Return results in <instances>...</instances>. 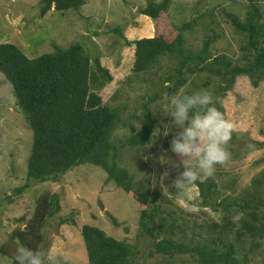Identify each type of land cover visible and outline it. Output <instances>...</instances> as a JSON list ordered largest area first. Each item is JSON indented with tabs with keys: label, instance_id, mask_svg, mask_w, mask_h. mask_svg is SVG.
Listing matches in <instances>:
<instances>
[{
	"label": "trees",
	"instance_id": "trees-1",
	"mask_svg": "<svg viewBox=\"0 0 264 264\" xmlns=\"http://www.w3.org/2000/svg\"><path fill=\"white\" fill-rule=\"evenodd\" d=\"M85 3L86 0H39V15H45L52 7L55 11L65 12ZM171 4L172 0H149L140 8V13L153 23L151 36L130 39L121 29H116L124 39V46L134 49L132 72L146 73L159 66L166 56L176 59L175 70L162 77L167 82L162 90L170 94L168 102L189 83L191 75L206 72L204 85L213 83L211 94L219 101L216 106L235 130L231 120L233 111L227 107L224 97L232 91L239 76H247L255 88L264 81V0H246V11L242 16L221 6L240 38L241 53L233 55L225 50L220 53L211 50L216 48L213 43L221 36L213 27L219 12L216 7L176 24L170 14ZM206 17L210 22L204 25L206 32L202 46L192 50L186 34L203 26ZM101 59L91 56L80 43L66 48L55 44L52 52L29 57L13 42H0V73L12 85L16 104L33 132L26 181L14 189L16 194L24 193L33 183L61 182L62 177L77 166H99L107 174L106 183L113 181L141 206L139 237L147 240L149 256L162 255L169 264L175 263L181 254L191 258L185 260L188 264H252L256 258L253 255L264 238V169L253 178L250 186L237 194H225L212 176L194 182L198 199L193 204L210 208L221 214L223 220L239 214L238 227L215 224L208 231L199 230L196 219L178 215L176 209H169L162 203L159 184L153 191L135 187L134 174L125 163L124 151H131L133 160L137 150L149 143L157 129L155 114H159L152 112L149 105L162 95L158 92L147 97L143 105L144 123L139 129L131 127L127 137H116L122 108L105 103L101 92L106 84L116 80V76ZM182 93L193 92L185 90ZM172 127L167 128L170 139L179 132ZM235 138L232 132L226 145L229 153ZM256 141H260L259 145L264 143L256 138L251 140L252 143ZM61 210L59 194L44 191L36 197L32 214L16 221L22 225L9 233L0 253L9 256L14 264L17 246L46 250L45 228ZM108 215L118 226L116 218ZM59 222L76 225V212L60 217ZM80 234L89 264H144L137 261L139 249L135 243L109 236L100 227L88 223L80 227Z\"/></svg>",
	"mask_w": 264,
	"mask_h": 264
},
{
	"label": "rangeland",
	"instance_id": "rangeland-1",
	"mask_svg": "<svg viewBox=\"0 0 264 264\" xmlns=\"http://www.w3.org/2000/svg\"><path fill=\"white\" fill-rule=\"evenodd\" d=\"M149 0H86L78 9L65 12L52 7L40 16L39 0H0V42H13L29 57H35L54 50L57 44L63 48L80 43L91 56H100L102 63L109 67L116 80L106 84L101 92L105 103L113 108H122L121 121L116 129L118 138L131 133V127L139 129L144 123V103L147 97L161 92L149 107L157 117V129L147 145L137 150L131 160V151H124L125 163L134 174V185L139 189L153 191L156 184L162 190V203L169 209H176L178 215L196 219L199 230L208 231L215 224L220 226H239V214L223 220L221 214L210 208H200L193 204L198 199L194 182L176 187L182 167H178L180 157L170 151L167 128L172 118L162 112L170 96L163 92L167 85L162 77L175 70L176 59L164 57L160 65L146 73H133V47L124 46V39L116 29H121L128 38L151 36L153 23L140 13V8ZM160 1V0H156ZM220 5L219 7H217ZM225 6L241 16L246 11V0H172L170 14L176 24L208 10L219 11L213 26L221 36L213 43L214 53L225 50L229 54L240 52L239 36L221 10ZM203 21V20H202ZM205 23L193 32H187L190 49L198 50L205 35ZM212 52V53H213ZM241 53V52H240ZM158 70V71H157ZM206 72L190 76L185 90H207L213 93L214 85H204ZM165 81V82H164ZM162 83V85H161ZM224 101L232 109V123L236 138L233 139L232 152L222 164L215 166L211 175L225 194H237L250 186L253 178L264 169V143H252L256 138L264 141V81L255 88L247 76H239L234 88ZM173 126V125H172ZM232 134V133H231ZM176 133L174 134V136ZM33 143V132L24 115L17 106L12 85L0 73V247L9 239L18 225L21 216H30L34 210L36 197L44 191L58 193L62 210L48 221L45 228L47 240L45 249L52 248L57 255L58 264H89L80 227L84 223L100 227L107 235L124 239L138 246L137 261L144 264H169L162 255L149 256L147 240L139 237V205L117 187L113 181L105 182L106 172L99 166L83 164L65 174L61 182L47 181L33 183L22 194H16L17 187L26 181L28 158ZM238 153V154H236ZM207 176H201L204 179ZM149 179L147 182L146 179ZM11 197L5 199L6 196ZM76 212V225L60 224V217ZM108 214H112L119 225L115 226ZM29 217H26L28 219ZM25 222H23L24 224ZM249 239V238H248ZM264 238L253 257L252 264H262ZM188 255L178 256L175 263L188 264ZM0 264H12V259L0 253Z\"/></svg>",
	"mask_w": 264,
	"mask_h": 264
},
{
	"label": "clouds",
	"instance_id": "clouds-1",
	"mask_svg": "<svg viewBox=\"0 0 264 264\" xmlns=\"http://www.w3.org/2000/svg\"><path fill=\"white\" fill-rule=\"evenodd\" d=\"M218 102L209 91L200 90L173 95L162 109L172 118L171 125L179 129L169 146L181 158L178 167L183 168L176 187L211 176L215 166L229 158L226 145L233 125L217 108ZM14 264H58V259L52 248L42 251L17 246Z\"/></svg>",
	"mask_w": 264,
	"mask_h": 264
},
{
	"label": "water",
	"instance_id": "water-1",
	"mask_svg": "<svg viewBox=\"0 0 264 264\" xmlns=\"http://www.w3.org/2000/svg\"><path fill=\"white\" fill-rule=\"evenodd\" d=\"M168 92H169V93L171 92V87L168 88Z\"/></svg>",
	"mask_w": 264,
	"mask_h": 264
},
{
	"label": "bare ground",
	"instance_id": "bare-ground-1",
	"mask_svg": "<svg viewBox=\"0 0 264 264\" xmlns=\"http://www.w3.org/2000/svg\"><path fill=\"white\" fill-rule=\"evenodd\" d=\"M232 119V118H231Z\"/></svg>",
	"mask_w": 264,
	"mask_h": 264
},
{
	"label": "crops",
	"instance_id": "crops-1",
	"mask_svg": "<svg viewBox=\"0 0 264 264\" xmlns=\"http://www.w3.org/2000/svg\"><path fill=\"white\" fill-rule=\"evenodd\" d=\"M14 1V0H13Z\"/></svg>",
	"mask_w": 264,
	"mask_h": 264
}]
</instances>
